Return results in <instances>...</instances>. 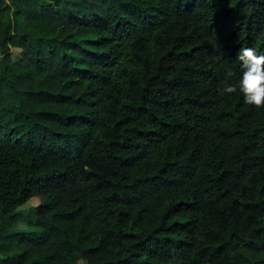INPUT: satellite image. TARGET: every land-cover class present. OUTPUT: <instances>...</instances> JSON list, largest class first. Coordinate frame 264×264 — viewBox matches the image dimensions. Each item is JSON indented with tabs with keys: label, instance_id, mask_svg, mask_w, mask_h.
<instances>
[{
	"label": "trees",
	"instance_id": "trees-1",
	"mask_svg": "<svg viewBox=\"0 0 264 264\" xmlns=\"http://www.w3.org/2000/svg\"><path fill=\"white\" fill-rule=\"evenodd\" d=\"M245 47L264 0H0V264H264Z\"/></svg>",
	"mask_w": 264,
	"mask_h": 264
},
{
	"label": "clouds",
	"instance_id": "clouds-1",
	"mask_svg": "<svg viewBox=\"0 0 264 264\" xmlns=\"http://www.w3.org/2000/svg\"><path fill=\"white\" fill-rule=\"evenodd\" d=\"M237 59L241 62L242 68L238 85L228 82V79L235 75L229 69L221 90L222 94L235 93L238 87L246 104L264 108V55L257 54L252 47H245L240 49Z\"/></svg>",
	"mask_w": 264,
	"mask_h": 264
},
{
	"label": "rangeland",
	"instance_id": "rangeland-1",
	"mask_svg": "<svg viewBox=\"0 0 264 264\" xmlns=\"http://www.w3.org/2000/svg\"><path fill=\"white\" fill-rule=\"evenodd\" d=\"M11 57L13 60H17L19 57V52L16 49H10ZM37 205L35 198L28 200L24 205H22L18 210L22 216L12 225L11 231L24 232L28 236H36L39 229L27 224L29 218H32L33 209ZM76 264H84L83 261H79Z\"/></svg>",
	"mask_w": 264,
	"mask_h": 264
}]
</instances>
